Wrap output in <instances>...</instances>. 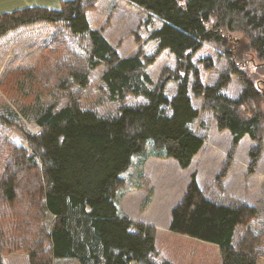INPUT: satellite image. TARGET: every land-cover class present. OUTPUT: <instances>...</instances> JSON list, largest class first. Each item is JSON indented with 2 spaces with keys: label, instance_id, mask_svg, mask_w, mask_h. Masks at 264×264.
<instances>
[{
  "label": "trees",
  "instance_id": "obj_1",
  "mask_svg": "<svg viewBox=\"0 0 264 264\" xmlns=\"http://www.w3.org/2000/svg\"><path fill=\"white\" fill-rule=\"evenodd\" d=\"M117 7L138 15L136 50L126 57L104 34ZM209 43L228 60L213 83L206 82L215 63ZM2 62L0 89L8 99L0 94V248L25 249L30 264L60 257L80 264H264L257 250L264 204L249 205L223 184L245 134L255 142L248 174L264 150V0H62L59 8L20 7L0 13ZM101 65L100 87L119 104L115 115L81 106L76 94ZM231 74L243 85L236 99L222 92ZM169 81L177 82L171 97ZM190 91L213 113L217 130L230 131L231 146L205 191L191 174L169 229L162 230L121 210V174L148 138L164 149L154 155L172 157L182 169L191 164L205 138L190 127L199 114ZM128 95L145 101L127 104ZM61 97L68 102L59 107ZM12 129L28 149L7 139Z\"/></svg>",
  "mask_w": 264,
  "mask_h": 264
},
{
  "label": "rangeland",
  "instance_id": "obj_2",
  "mask_svg": "<svg viewBox=\"0 0 264 264\" xmlns=\"http://www.w3.org/2000/svg\"><path fill=\"white\" fill-rule=\"evenodd\" d=\"M59 2H60L59 0H21V1L3 0V2H0V13L3 11H9L22 6L25 7L30 5L31 6L40 5L48 8H59L60 7ZM137 23H138L137 14L124 7H117L113 13L110 24L105 28L104 34L106 35L107 39L117 47L120 56L123 57L130 56L135 52L136 43L134 40L133 31L136 29ZM209 46L210 48H214V50L211 53V57L213 58L215 63H214V67L207 71L206 82L213 83L215 79L218 77V75L228 67V60L225 55L220 53L221 51L218 48H216L213 43H209ZM9 55H11L10 51L8 53V56ZM4 63L2 62L0 65V81L3 79L6 73V69H4ZM98 69L99 71H96ZM104 69L105 66L101 65L96 67L95 69L90 70L89 84L87 89L84 91L76 90V94L81 106L85 108L93 109L100 115H115L117 113L119 104L117 102L110 101L106 91L103 90L102 87H100L101 86L100 77ZM51 81L52 83L55 82V80L52 77H51ZM176 84L177 82L175 81H169L167 83L165 91L169 97L173 93ZM242 87L243 85L238 80L237 75L231 74V81L229 82L226 88L222 89V92L226 96L236 99L239 96ZM0 94L4 97V99H8V97L2 93L1 89H0ZM190 96L193 105L199 109L198 117L196 121L191 124L190 127L195 133L199 135H203V137L205 138L204 149L210 147L216 149L215 151L209 150L211 153V155L209 156V159L211 158L210 161L202 160L201 163L194 164L195 168L197 167L199 169L198 170L199 178L203 184L202 189L203 191H205V189L215 179L216 175L220 172L225 162V160L224 162H222L224 158V151L228 149L227 150L228 153L230 149L231 136L230 133L226 131L224 132L221 131V133L219 134L216 127V119L214 118L213 113L210 110L203 108L201 98L194 97L191 91H190ZM144 101H145L144 98L141 96L136 97V96L128 95L125 103L137 104L141 102L143 103ZM67 102H68L67 97H61L59 102V107H62ZM166 112L169 113L168 108H166ZM26 127L32 133H38L39 131V127L34 122H26ZM7 139L15 146H20V147L23 146L25 149H28V143L26 138L18 130L15 129L10 130L9 133L7 134ZM248 144H249L248 142H243L241 144L240 147L241 155L236 163V168L239 170L238 178L240 181L242 180L241 168L245 169L246 167L242 155L244 150H246ZM162 152H164V149L157 147L155 145L154 140L152 138H148L145 142L144 148L141 151L132 155L130 165L121 174L123 178V183L119 188V194L122 191L129 189L131 187L143 188L144 190H146L144 199L142 200L141 210L143 206L147 205L151 201L153 194H155L157 199H159V198L167 197L169 195V192H172L173 194L171 195L172 199L170 198L169 200L171 203H176L178 201V196L180 197L181 191L183 192L185 188L187 178L189 177V181H190L191 174L193 172L196 173V171L193 169H191L193 171L179 169L178 167L175 166L176 161L171 157H161L155 155L160 159L169 158L171 161L167 164V166L164 167V170L159 168V165L153 168L154 169L153 178H152L153 183L151 179L148 178V176L144 175L145 177H142V173L144 172L142 169L143 165L141 164L142 160L145 159L151 153L161 154ZM217 168L220 169L215 175L214 179L213 180L211 179L212 181L209 180V177H211V175L213 174L214 169ZM263 168H264V160H263ZM245 175L246 176L250 175L248 174V170L246 171ZM223 184L225 187V182H223ZM165 185L168 186L166 192L164 193L163 191ZM226 192L230 194L227 191V189ZM183 197L181 198V201ZM121 200L122 198L118 196L116 202L118 205L121 202L123 206V202ZM263 204H264V181L262 182L261 198L256 203V205H252V206H261ZM132 211L134 214L138 213L137 209L136 210L134 209ZM260 217L261 220L259 222L258 228L262 230V240L257 245V250L264 254V208L263 207L261 209ZM49 221H50L49 217L46 216L45 219L46 226L49 225ZM160 229L166 230L165 228L162 227H160ZM235 234L236 235H235L234 245H236L237 240L239 239V235L242 234V228H238ZM0 255L2 257L3 264H30L28 252L25 249H20L16 251L7 248L6 246H3L0 248ZM53 264H80V261L76 257H60V258H55Z\"/></svg>",
  "mask_w": 264,
  "mask_h": 264
},
{
  "label": "crops",
  "instance_id": "obj_3",
  "mask_svg": "<svg viewBox=\"0 0 264 264\" xmlns=\"http://www.w3.org/2000/svg\"><path fill=\"white\" fill-rule=\"evenodd\" d=\"M59 1L61 2L62 0H59ZM0 2H3V0H0ZM60 2H59V5H60ZM96 71H99V69ZM99 74H100V72H99ZM175 88L173 90V93L170 95V97L175 94V91H176ZM224 131L230 133V131L228 129H224L222 132H224ZM218 132H219V134L221 133V131H218ZM230 136L232 138L231 133H230ZM243 142H248L249 144L247 145V148H246V150H244L243 155H242L244 158V164L246 167H245V169L241 168L242 169V180L240 181L238 178L239 170L236 168V163H237V160L239 159V157L241 155L240 147H241V144ZM254 144H255V142L247 134H245L240 139L238 146L236 148L235 154H234V159H233L232 165L230 166V168L228 170V174H227L226 179L224 181L225 187L231 195H233L237 198H240L241 200L247 202L250 205H256V203L260 200L261 192H262V182L264 181V168H263L264 150L262 152V156L260 158L258 166L256 167L255 172L248 175V176L245 175L246 171L248 170V163L250 161L248 152H249V149ZM209 150L215 151L216 149H214L212 147L204 149V144H203L202 147L200 148V150L193 156L191 164L187 168L184 169V170H190V171L195 170L196 171V180H197V184L200 187V189H202L203 184L199 178V172H198L199 169L197 167L195 168L194 164L195 163L199 164L202 162V160L210 161L211 158L209 159V156L211 155V153ZM227 150L224 151V158H223L222 162H224V160L226 158ZM154 154H156V153H151L150 155H152V156L148 155L145 159L142 160V163H141L143 165L142 166V169L144 171L143 174L145 176H148V178H150L151 181L153 178V170H154L153 168L159 165V168L164 170V167L167 166V164L171 161L169 158L168 159L167 158L166 159H163V158L160 159L159 157L155 156ZM174 160L176 161L175 166L178 167L179 169H182L179 166L177 160L176 159H174ZM220 168L214 169V172L211 175V177H209V180L214 179L215 175L217 174V172L219 171ZM191 169H193V170H191ZM189 182L190 181H189V177H188L186 184H185V188H184L183 192L181 191V195H180V197L178 196V201L176 203H171L169 200L170 198L172 199V197H171V195H173L172 192H169V195L167 197H163V198H159V199H157L156 195L153 194L151 201L145 207H143L142 210H141L142 200L144 199V195H145L146 190H144L143 188L131 187L129 189L122 191L119 194L120 198H122L121 201L123 202V206H122L121 202L119 203L120 208L125 214H127L133 220L144 222L146 224L155 226L157 228L162 227V228H165L167 230V228L169 229L170 222H171L172 209L181 201V198L183 197L185 191L187 190ZM152 183H153V181H152ZM167 186L168 185H165V188L163 191L164 193L166 192ZM134 209L135 210L137 209V211H138L137 214L133 213L132 210H134Z\"/></svg>",
  "mask_w": 264,
  "mask_h": 264
}]
</instances>
